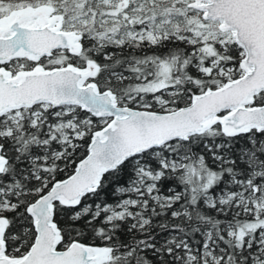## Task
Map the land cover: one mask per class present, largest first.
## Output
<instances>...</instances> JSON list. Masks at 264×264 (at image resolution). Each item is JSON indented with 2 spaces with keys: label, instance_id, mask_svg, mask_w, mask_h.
<instances>
[{
  "label": "snow or ice",
  "instance_id": "obj_1",
  "mask_svg": "<svg viewBox=\"0 0 264 264\" xmlns=\"http://www.w3.org/2000/svg\"><path fill=\"white\" fill-rule=\"evenodd\" d=\"M0 264H264V0H0Z\"/></svg>",
  "mask_w": 264,
  "mask_h": 264
}]
</instances>
